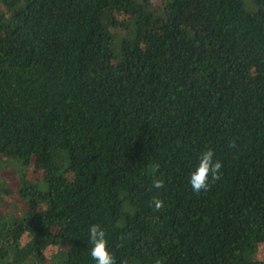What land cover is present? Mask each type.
<instances>
[{"label":"trees","instance_id":"obj_1","mask_svg":"<svg viewBox=\"0 0 264 264\" xmlns=\"http://www.w3.org/2000/svg\"><path fill=\"white\" fill-rule=\"evenodd\" d=\"M245 1L0 0V264H95L93 224L116 264H264V0ZM209 149L220 178L195 193Z\"/></svg>","mask_w":264,"mask_h":264},{"label":"clouds","instance_id":"obj_2","mask_svg":"<svg viewBox=\"0 0 264 264\" xmlns=\"http://www.w3.org/2000/svg\"><path fill=\"white\" fill-rule=\"evenodd\" d=\"M221 168V162L214 160V152L211 149L201 152L199 162L190 174L189 183L192 190L195 193H200L201 190L206 191L210 178L213 181L220 178ZM153 187L162 189L164 187V181L159 178L154 179ZM150 203L156 211L164 207L163 201L157 197H153ZM88 236L92 245L90 256L95 261V264H116L113 254L108 250L106 232L99 224L90 226Z\"/></svg>","mask_w":264,"mask_h":264},{"label":"rangeland","instance_id":"obj_3","mask_svg":"<svg viewBox=\"0 0 264 264\" xmlns=\"http://www.w3.org/2000/svg\"><path fill=\"white\" fill-rule=\"evenodd\" d=\"M150 1V3H152L153 5H157V6H159L158 8H157V13H161V8L165 5V4H167V1L168 0H149ZM250 2H251V0H246L245 1V3H246V5H248V4H250ZM264 7V6H263ZM254 10V9H253ZM3 175H4V177H6L7 178V181L9 182V183H13L14 182V177H13V175H12V173H10V172H4L3 173ZM257 258H264V250H260V251H258V253H257Z\"/></svg>","mask_w":264,"mask_h":264}]
</instances>
